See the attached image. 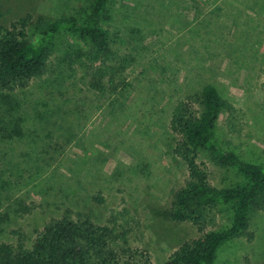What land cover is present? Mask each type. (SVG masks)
Segmentation results:
<instances>
[{
	"label": "rangeland",
	"instance_id": "374dc122",
	"mask_svg": "<svg viewBox=\"0 0 264 264\" xmlns=\"http://www.w3.org/2000/svg\"><path fill=\"white\" fill-rule=\"evenodd\" d=\"M91 3L0 0V26L28 14L38 35L48 22L84 16ZM102 24L113 51L130 56L123 89H93L88 62L77 57L88 45L64 33L53 44L51 72L3 92L26 121L21 139L0 140V242L30 247L69 209L127 227L130 246L170 264L183 242L228 227L233 209H215L202 231L170 219L173 193L187 177L170 128L175 102L213 85L230 106L217 120L224 146L264 164V0H112ZM198 161L217 187L244 180L205 152ZM214 264H264V208L248 211L247 227L219 247Z\"/></svg>",
	"mask_w": 264,
	"mask_h": 264
},
{
	"label": "trees",
	"instance_id": "16d2710c",
	"mask_svg": "<svg viewBox=\"0 0 264 264\" xmlns=\"http://www.w3.org/2000/svg\"><path fill=\"white\" fill-rule=\"evenodd\" d=\"M111 2L92 0L84 16L48 22L38 35L28 14L0 26V140H4L3 134L21 139L26 121L21 105L3 92L24 88L51 72L53 44L61 34L77 36L88 45L85 54L77 57L88 62L84 73L93 89L116 93L127 85L130 56L113 51L109 31L102 24ZM224 108L230 106L211 84L186 94L173 107L170 128L179 136L174 151L183 160L187 177L173 193L170 219L189 221L202 231L214 221L215 209H233L228 227L204 231L183 242L170 255V264H214L219 247L247 227L248 211L264 208V164L243 160L217 135V120ZM47 116L39 121L48 123ZM200 152L217 166L234 169L244 180L230 186L213 185L207 167L198 161ZM129 232L127 227L99 224L86 213L66 209L44 224L30 247L21 240L0 242V264H154L146 250L128 244Z\"/></svg>",
	"mask_w": 264,
	"mask_h": 264
}]
</instances>
